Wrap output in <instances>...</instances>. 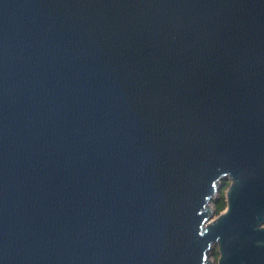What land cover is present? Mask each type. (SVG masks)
I'll return each instance as SVG.
<instances>
[{"label":"water","instance_id":"1","mask_svg":"<svg viewBox=\"0 0 264 264\" xmlns=\"http://www.w3.org/2000/svg\"><path fill=\"white\" fill-rule=\"evenodd\" d=\"M0 264H264V0H0Z\"/></svg>","mask_w":264,"mask_h":264},{"label":"trees","instance_id":"2","mask_svg":"<svg viewBox=\"0 0 264 264\" xmlns=\"http://www.w3.org/2000/svg\"><path fill=\"white\" fill-rule=\"evenodd\" d=\"M225 185H230L229 182L225 183ZM227 204H226V199L224 197H222L219 202L215 205V210L217 215H220L221 213H223L226 210Z\"/></svg>","mask_w":264,"mask_h":264},{"label":"rangeland","instance_id":"3","mask_svg":"<svg viewBox=\"0 0 264 264\" xmlns=\"http://www.w3.org/2000/svg\"><path fill=\"white\" fill-rule=\"evenodd\" d=\"M227 190H228V185H225V186L223 187V189L221 190V192H220V194H221V198H222V197L225 198V195H226ZM221 198H220V199H221ZM212 207H214V205H213ZM216 216H217V215H216ZM213 253H214V254H213V257H212L211 260H213V261L216 263V262L218 261V259H219L218 248H216V249L214 250Z\"/></svg>","mask_w":264,"mask_h":264},{"label":"bare ground","instance_id":"4","mask_svg":"<svg viewBox=\"0 0 264 264\" xmlns=\"http://www.w3.org/2000/svg\"><path fill=\"white\" fill-rule=\"evenodd\" d=\"M213 206V205H212Z\"/></svg>","mask_w":264,"mask_h":264}]
</instances>
